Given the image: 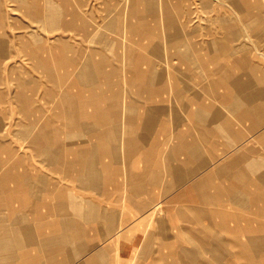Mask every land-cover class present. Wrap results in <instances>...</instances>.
Returning a JSON list of instances; mask_svg holds the SVG:
<instances>
[{
	"label": "crops",
	"instance_id": "crops-1",
	"mask_svg": "<svg viewBox=\"0 0 264 264\" xmlns=\"http://www.w3.org/2000/svg\"><path fill=\"white\" fill-rule=\"evenodd\" d=\"M242 1L240 30L263 35L264 0ZM174 52L116 81L122 106L98 95L77 128L0 158V264H264L263 63Z\"/></svg>",
	"mask_w": 264,
	"mask_h": 264
},
{
	"label": "rangeland",
	"instance_id": "rangeland-1",
	"mask_svg": "<svg viewBox=\"0 0 264 264\" xmlns=\"http://www.w3.org/2000/svg\"><path fill=\"white\" fill-rule=\"evenodd\" d=\"M238 1L0 0V158L30 155L36 129L77 128L98 95L113 92L122 106L128 88L116 81L151 62L171 69L174 51H250L264 67V33L240 30ZM193 56L197 66L210 61Z\"/></svg>",
	"mask_w": 264,
	"mask_h": 264
}]
</instances>
